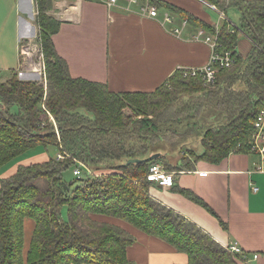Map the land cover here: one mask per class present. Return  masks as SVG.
Returning <instances> with one entry per match:
<instances>
[{
    "label": "trees",
    "instance_id": "obj_1",
    "mask_svg": "<svg viewBox=\"0 0 264 264\" xmlns=\"http://www.w3.org/2000/svg\"><path fill=\"white\" fill-rule=\"evenodd\" d=\"M35 1L47 83L20 80L16 73L0 81V169L52 146L66 157L18 163L0 178V264H135L127 254L135 237L102 216L166 241L187 255L185 264H249L154 197L147 175L155 163L193 170L199 161L220 163L234 151L251 152L254 122L264 108V0H207L225 15L228 6L240 10L234 32L228 19L217 29L179 7L149 0L217 34V51H231L234 63L219 69L211 87L178 69L153 92L121 93L72 77L53 41L61 26L48 14L53 0ZM242 33L252 41L247 56L238 50ZM191 131L203 151L188 148L178 165L171 156L177 148L166 149L175 145L169 139ZM155 153L160 157L145 160ZM136 158L145 161L127 163ZM79 164L85 165L81 176L65 175ZM180 192L217 215L192 191ZM27 220L34 222L29 243Z\"/></svg>",
    "mask_w": 264,
    "mask_h": 264
},
{
    "label": "crops",
    "instance_id": "obj_2",
    "mask_svg": "<svg viewBox=\"0 0 264 264\" xmlns=\"http://www.w3.org/2000/svg\"><path fill=\"white\" fill-rule=\"evenodd\" d=\"M161 1L217 29L228 19L213 15L212 4L207 0ZM152 9L157 10L156 16L151 15ZM167 13L172 15L173 22H165ZM37 14L35 0H0L1 82L8 81L14 73L20 80L35 78L36 73L23 67L21 45L39 35ZM48 14L61 23L53 41L59 55L68 63L72 77L104 83L117 93L153 92L178 69L206 66L213 52L211 45L194 39L198 27L191 23L184 25V17L149 0H117L113 5H109V0H53ZM176 28L181 32L177 34ZM242 35L245 40L238 41V50L247 56L252 41ZM202 151L203 148L199 152ZM52 156L50 152H41L19 164L45 161ZM259 162L260 156L252 151H234L220 163L199 161L193 170L173 171V186L152 184L150 192L222 245L238 241L249 256V264H264V173L255 171ZM178 165H182L180 161ZM17 166L9 168L0 178L14 173ZM181 189L192 191L217 215L182 194ZM99 219L117 224L135 237L127 250L135 264L188 261L185 253L126 221L105 216ZM221 220L227 228L221 225ZM33 228L34 222L27 220V243ZM254 254L258 257L254 258Z\"/></svg>",
    "mask_w": 264,
    "mask_h": 264
},
{
    "label": "built area",
    "instance_id": "obj_3",
    "mask_svg": "<svg viewBox=\"0 0 264 264\" xmlns=\"http://www.w3.org/2000/svg\"><path fill=\"white\" fill-rule=\"evenodd\" d=\"M135 1V0H133ZM117 0H109V5H113ZM216 10L218 8L215 5H212ZM151 15L156 16L157 10L152 9L150 11ZM222 17H226L224 12H220ZM165 22H173V17L171 14H165ZM189 24L187 18L184 19V25ZM236 30L235 26H231V31ZM175 32L178 34L181 32L180 28H176ZM196 41H203L211 45L213 52L210 58L209 63L204 67H193V68H184V76H201L204 80V83L207 86H213L216 82V76L220 68L230 67L234 63V59L231 51H225L220 53L217 51L218 47V35L208 32L204 28H199L197 33L194 35ZM21 55L25 58L26 63L24 64L25 68L29 72L38 74L40 78L43 77V71L45 70V56L41 46V38L39 35L35 36L33 41L25 42L21 45ZM250 150L253 153H256L260 156V162L257 164L255 171L264 173V108L260 110L257 115V119L254 122L252 139L249 143ZM59 158H63L59 154ZM85 165L79 164L74 169V174L76 176L82 175V168ZM175 172L168 171L163 164L155 163L151 166L150 172L147 175V179L152 183H156L163 187H171L174 185ZM255 190L257 188L255 187ZM226 247L238 255L244 261H249L248 254L242 249L238 241H233L226 245ZM254 258L258 257V254H254Z\"/></svg>",
    "mask_w": 264,
    "mask_h": 264
},
{
    "label": "rangeland",
    "instance_id": "obj_4",
    "mask_svg": "<svg viewBox=\"0 0 264 264\" xmlns=\"http://www.w3.org/2000/svg\"><path fill=\"white\" fill-rule=\"evenodd\" d=\"M213 5V4H212ZM227 5V4H226ZM211 11H212V13H213V15H215V16H218V14L220 15V17H222V15L219 13V12H217L216 10H215V8L214 7H211ZM225 12H226V17H228V19H229V21L231 22V23H233V24H238V22H239V19H240V17H241V13H240V10L237 8V7H234V6H228L227 8H226V10H225ZM222 18H224V17H222ZM234 26V25H233ZM242 40H245V38H244V35H242V34H240L239 35V41L240 42H243ZM238 49H239V46H238ZM22 59H23V67H24V64L26 63V60H25V58L22 56ZM35 76V78H29V80H36V81H38V82H43V83H47V74H46V65H45V70L43 71V78L42 79H39V77H37L38 76V74H35L34 75ZM208 87H211V86H208ZM179 103H185V102H178V104ZM126 112L128 113V114H132L133 113V111L131 110V109H127L126 110ZM50 119H51V121H53L54 122V117L52 116V115H50ZM42 126H44L45 125V123H42L41 124ZM186 134V133H185ZM190 134V136L188 137V136H186V135H184V134H182V135H179V134H174V137L172 138H170L169 140L172 142H174V144L175 145H179V147H177V146H175V145H168L167 147H166V149L167 150H172L173 148H177V152H174V153H172L171 154V156H174V157H172L173 158V161L174 162H176V163H178L179 161L181 162V164L183 165V155H185V154H187L188 153V148H193V149H195V150H198V151H200L201 149H202V145H201V140H199V137H195L194 135H195V132H193V131H191V133H189ZM170 136H172V135H170ZM188 137V138H187ZM56 151H57V149L55 148V147H51L50 149H49V152L51 153V155H53L54 157L56 156V157H58L59 158V154L60 155H62L63 156V154L60 152V151H58V153L56 154ZM173 154H175V155H173ZM23 156H20V157H18V158H15L14 160H12L11 162H9L8 164H6L5 166H3L1 169H0V176H1V174L2 173H4L5 171H7L9 168H11V167H13V166H15V165H17L18 163H20L21 161H22V158ZM66 156H63V158H59V159H64ZM171 158V157H170ZM177 159V160H176ZM172 161V160H171ZM162 164V163H161ZM165 167V166H164ZM89 171L91 172V174H93L94 173V171L93 170H91V168H89ZM168 171H170V170H168ZM100 172H102V170H100ZM172 172V171H171ZM72 174V175H71ZM95 174V173H94ZM65 175H70V177L72 176V177H75L76 175L73 173V172H71L70 173V171H68ZM175 182V181H174ZM153 184H156V183H153ZM223 246H225V245H223ZM226 247V246H225ZM240 258V257H239Z\"/></svg>",
    "mask_w": 264,
    "mask_h": 264
},
{
    "label": "water",
    "instance_id": "obj_5",
    "mask_svg": "<svg viewBox=\"0 0 264 264\" xmlns=\"http://www.w3.org/2000/svg\"><path fill=\"white\" fill-rule=\"evenodd\" d=\"M158 157H160V153H155V154H153V155H151L149 158H147V159H145V160H154V159H156V158H158ZM145 160H141V159H130V160H128V162L127 163H131V162H140V161H145Z\"/></svg>",
    "mask_w": 264,
    "mask_h": 264
}]
</instances>
